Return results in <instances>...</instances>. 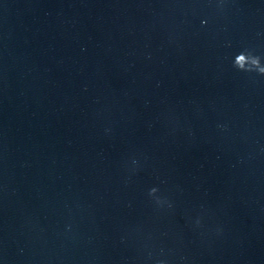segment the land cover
Segmentation results:
<instances>
[{
	"label": "water",
	"instance_id": "1",
	"mask_svg": "<svg viewBox=\"0 0 264 264\" xmlns=\"http://www.w3.org/2000/svg\"><path fill=\"white\" fill-rule=\"evenodd\" d=\"M0 264H264V0H0Z\"/></svg>",
	"mask_w": 264,
	"mask_h": 264
},
{
	"label": "clouds",
	"instance_id": "2",
	"mask_svg": "<svg viewBox=\"0 0 264 264\" xmlns=\"http://www.w3.org/2000/svg\"><path fill=\"white\" fill-rule=\"evenodd\" d=\"M154 190H155V189H151L150 192H151V191H154Z\"/></svg>",
	"mask_w": 264,
	"mask_h": 264
}]
</instances>
